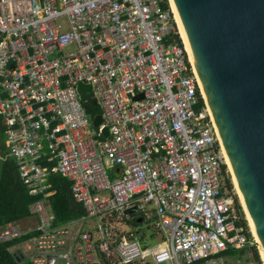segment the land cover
<instances>
[{
  "label": "built area",
  "instance_id": "2783aa9c",
  "mask_svg": "<svg viewBox=\"0 0 264 264\" xmlns=\"http://www.w3.org/2000/svg\"><path fill=\"white\" fill-rule=\"evenodd\" d=\"M163 1L0 0V160L13 158L40 197L28 206L35 226L7 224L0 241L34 233L29 264H232L228 255L245 252V264H262L237 225L226 155ZM80 83L102 111L99 127ZM53 176L71 183L96 232L57 224ZM144 205L165 236L150 251L116 233Z\"/></svg>",
  "mask_w": 264,
  "mask_h": 264
},
{
  "label": "water",
  "instance_id": "95a60500",
  "mask_svg": "<svg viewBox=\"0 0 264 264\" xmlns=\"http://www.w3.org/2000/svg\"><path fill=\"white\" fill-rule=\"evenodd\" d=\"M171 1L264 256V0ZM79 90L97 106L90 85L80 83ZM102 121L97 115L93 126ZM13 256L19 261L22 254L17 249Z\"/></svg>",
  "mask_w": 264,
  "mask_h": 264
},
{
  "label": "trees",
  "instance_id": "16d2710c",
  "mask_svg": "<svg viewBox=\"0 0 264 264\" xmlns=\"http://www.w3.org/2000/svg\"><path fill=\"white\" fill-rule=\"evenodd\" d=\"M164 9H170L168 0L162 2ZM177 42L182 44L179 34L174 35ZM88 113L94 117L102 113L99 106H94L90 103L85 104ZM3 120L0 117V148L5 149V127ZM228 188L231 189L229 180L227 181ZM54 195L50 198L52 209L56 214V222L65 223L72 219L80 218L85 214L83 206L74 202L71 191V183L62 177L53 178ZM40 197L31 196L28 189L19 179V170L14 159H7L0 162V229L5 227L8 223H15L28 216V206ZM235 208L238 212L240 220L237 222L238 226L244 229L245 234L249 237L244 216L236 198H234ZM135 226V222H130ZM25 237H18L8 241H0V264H19L17 263L9 248L19 243ZM142 238V237H141ZM254 259L259 262V256L254 246L250 247Z\"/></svg>",
  "mask_w": 264,
  "mask_h": 264
},
{
  "label": "crops",
  "instance_id": "0c3cea01",
  "mask_svg": "<svg viewBox=\"0 0 264 264\" xmlns=\"http://www.w3.org/2000/svg\"><path fill=\"white\" fill-rule=\"evenodd\" d=\"M3 126L5 127V124L3 123ZM5 130H6V127H5ZM5 133V132H4ZM4 146H5V149H3L2 147L0 148V155L2 156H6V152H7V147H6V135H5V140H4ZM10 157H4L3 160H0V162L2 161H5L7 159H9ZM13 159V158H11ZM15 161V160H14ZM16 162V161H15ZM54 177H61V176H53L50 178V181H49V185H50V191L52 192V196L54 195V191H52V187H53V178ZM63 178V177H62ZM19 179H20V176H19ZM67 180V179H66ZM21 181V180H20ZM68 181V180H67ZM69 182V181H68ZM23 184V183H22ZM51 196V197H52ZM50 197V198H51ZM73 197V196H72ZM50 198L48 199L49 201V209L51 211V213L54 214V211L52 209V205H51V202H50ZM74 200V199H73ZM75 202V201H74ZM76 203V202H75ZM78 204V203H77ZM80 205V204H79ZM82 205V204H81ZM150 207V206H149ZM84 208V207H83ZM85 210V209H84ZM149 213H151V215L153 216V219L155 220L156 222V219H155V216H154V213L152 211V208L150 207V210H147V209H143V211H139L137 213H134L132 215H128L126 214L125 216V219H124V223L125 225H122L121 228L119 229L120 231L119 232H116V233H119L118 235L121 237V236H127L128 238L132 239V240H135L137 241L140 246L142 247V249L144 251H150L151 248L150 246L147 247V245L149 243H146L144 242V239L143 237L140 239H137V234L136 232H133V230L140 226L144 221H145V217H149ZM54 216H56V214H54ZM86 216V211H85V214L83 216H81L80 218H77V219H72V220H69L65 223H59L58 225H63V226H66V225H71L73 224V233L74 235L78 234L81 230H88V231H93V232H96L97 231V226H98V222L96 220H92V222H87L86 220H84V217ZM138 218H141V222H137V219ZM134 221L135 222V226L131 225L130 222ZM8 224H13V225H19L20 227H22L23 229H27L28 227H34L35 224H36V220L33 219V218H30L29 216L21 219L20 221L18 222H15V223H8ZM121 225V224H120ZM119 225V226H120ZM156 227V225H155ZM34 233H28L26 235H24V239H22L19 243L11 246L9 248L11 254H12V257L14 258L13 256V253L18 249L20 251V253L22 254V257L20 258L19 261H16L15 258L14 260L19 263V264H23L24 262H26L25 264H29L28 261L24 258H27V255H28V251H27V246L28 244L30 243V237L33 235ZM23 237V236H21ZM142 243H141V242ZM23 245V248H19V246H22ZM148 262L147 264H149V258L147 259ZM101 264H104V263H101Z\"/></svg>",
  "mask_w": 264,
  "mask_h": 264
},
{
  "label": "rangeland",
  "instance_id": "374dc122",
  "mask_svg": "<svg viewBox=\"0 0 264 264\" xmlns=\"http://www.w3.org/2000/svg\"><path fill=\"white\" fill-rule=\"evenodd\" d=\"M169 1V0H168ZM169 6H170V2H169ZM171 8V6H170ZM172 9V8H171ZM175 24H176V29H177V33L179 34L180 38H181V35L179 33V29H178V25H177V22L175 21ZM181 41H182V38H181ZM183 44V42H182ZM184 45V44H183ZM230 184H231V189H230V193L234 198H236L239 206L241 207V210H242V213H243V216H244V220L246 222V226H247V230L250 234L251 231H250V227H249V224H248V221L246 219V215H245V212H244V209L243 207L241 206V203H240V200L238 198V195L236 193V190H235V187L233 185V182H232V178H231V174H230ZM144 208L147 209V210H150V207L149 205H144ZM133 232H136L137 234V239H140V237H143L144 239V242L146 243H149L147 245V247L150 246V248H153L155 245H157V243H160L162 241L165 240V236L162 232H158V230L156 229L155 227V220L153 219V216L151 215V213H149V217H145V221L138 227H136ZM253 236V235H252ZM141 242V241H140ZM256 242V241H255ZM142 243V242H141ZM258 246V245H257ZM19 248H23V245L22 246H19ZM257 249V248H256ZM257 252H258V256H259V260L262 264L263 261H262V258L260 256V253H259V250L257 249ZM227 259L230 260L232 262V264L235 262V261H239V264H245L246 262H248L249 260H247V255H246V252L241 256V253H236V254H231V255H228L227 256ZM26 262H24L23 264H25Z\"/></svg>",
  "mask_w": 264,
  "mask_h": 264
},
{
  "label": "bare ground",
  "instance_id": "6f19581e",
  "mask_svg": "<svg viewBox=\"0 0 264 264\" xmlns=\"http://www.w3.org/2000/svg\"><path fill=\"white\" fill-rule=\"evenodd\" d=\"M169 2H170V6H171V8H172V11H173V13H174L175 20H176L177 25H178V29H179V33H180L181 38H182V42H183V44H184L185 50H186L187 53H188V50H187V47H186V44H185V41H184V38H183V35H182V32H181V29H180V26H179V21H178V18H177V16H176L175 9H174V7H173L172 1L169 0ZM188 55H189V53H188ZM189 58H190V56H189ZM190 61H191V58H190ZM224 152H225V151H224ZM225 155H226V153H225ZM226 162H227V166H228L229 172H230V174H231L232 182H233V185H234V187H235L236 193H237L238 198H239V200H240L241 206H242L243 209H244V212H245V215H246V219H247L248 224H249V227H250V231H251V233H252V235H253V237H254V240L256 241V244L258 245V250H259L260 256H261V258H262V261H263V263H264V256H263V253H262V251H261V248H260V245H259V243H258L257 237H256V235H255V232H254L253 226H252V224H251V221H250V219H249L248 213H247L246 208H245V206H244V203H243V200H242V197H241L240 191H239V189H238V187H237V183H236V181H235V179H234V176H233V174H232V171H231V169H230V166H229V162H228L227 156H226Z\"/></svg>",
  "mask_w": 264,
  "mask_h": 264
}]
</instances>
